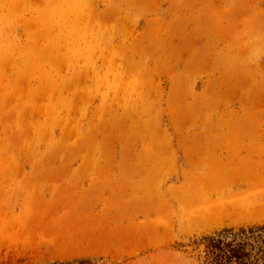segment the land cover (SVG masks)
<instances>
[{
    "label": "rangeland",
    "instance_id": "374dc122",
    "mask_svg": "<svg viewBox=\"0 0 264 264\" xmlns=\"http://www.w3.org/2000/svg\"><path fill=\"white\" fill-rule=\"evenodd\" d=\"M260 229L264 0H0V264H211Z\"/></svg>",
    "mask_w": 264,
    "mask_h": 264
},
{
    "label": "trees",
    "instance_id": "16d2710c",
    "mask_svg": "<svg viewBox=\"0 0 264 264\" xmlns=\"http://www.w3.org/2000/svg\"><path fill=\"white\" fill-rule=\"evenodd\" d=\"M257 238L264 242V229L258 231H251L250 233H224L220 237H209V258L211 264H257L259 257L258 254L264 256V245L250 243L248 239ZM256 242H259L256 240ZM250 245V252L241 248L244 245ZM257 247V253L252 254ZM247 255V257H244ZM54 264H75V263H54ZM77 264H93L89 259H80Z\"/></svg>",
    "mask_w": 264,
    "mask_h": 264
},
{
    "label": "bare ground",
    "instance_id": "6f19581e",
    "mask_svg": "<svg viewBox=\"0 0 264 264\" xmlns=\"http://www.w3.org/2000/svg\"><path fill=\"white\" fill-rule=\"evenodd\" d=\"M256 240H258L259 241V239L257 238ZM254 238L253 239H251L250 240V242H252V243H255V241H256ZM261 244V243H260Z\"/></svg>",
    "mask_w": 264,
    "mask_h": 264
}]
</instances>
